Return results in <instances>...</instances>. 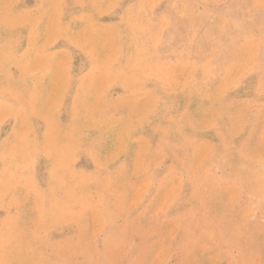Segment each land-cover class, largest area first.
Masks as SVG:
<instances>
[{
  "label": "rangeland",
  "instance_id": "obj_1",
  "mask_svg": "<svg viewBox=\"0 0 264 264\" xmlns=\"http://www.w3.org/2000/svg\"><path fill=\"white\" fill-rule=\"evenodd\" d=\"M243 144L264 169V0H0V264L183 262L187 181ZM208 239L197 264H232Z\"/></svg>",
  "mask_w": 264,
  "mask_h": 264
},
{
  "label": "bare ground",
  "instance_id": "obj_2",
  "mask_svg": "<svg viewBox=\"0 0 264 264\" xmlns=\"http://www.w3.org/2000/svg\"><path fill=\"white\" fill-rule=\"evenodd\" d=\"M220 102H222V101H220ZM216 114H217V111H216ZM236 119H238V118H236ZM240 120H241V118H240ZM228 121H230V119ZM235 131H236V129H235ZM230 136H231V134H230ZM230 136H228V137H230ZM259 138H261V137H259ZM216 141H218V140H216ZM247 145H248V147L246 148L245 146H247ZM257 145H258V143H257ZM233 146H235V144ZM243 146H244V148H242V150L237 149V151H235V155L241 156L240 152H244L248 149V150H250V151H248V154L250 155V157L249 158H240V159H237V160H234L232 162L227 163L225 165L226 169L228 170L227 171L228 173L226 174L227 177H222L221 179H217V180L213 179L212 172H211V164L213 163L214 159H218L217 158L218 156L215 153V154H212L211 156L207 155L199 161L200 167L204 168V170H205L203 172V174L206 176L205 183L202 185L203 187L197 185L198 182H196V184L194 183L193 180L196 179V178L194 179L195 176L193 177V180L189 179L187 181V185H186L187 192H186V195L184 196V200L187 201V204H188L187 206H189V207L192 205L196 206L197 215H194V213L189 214V218L194 220L195 221L194 223H193V221H190V219L188 217H183V219H182V222H181L182 235H183V237H185L186 242L188 243L189 247H188V249H186L187 251L185 252V254L183 256H181L184 259V261L183 262L179 261L176 264H197L196 260L193 259L194 254L192 252L196 247H199L200 245H205L209 248L214 247V244H211L210 243L211 240L208 239V237H210L211 235L212 236L217 235V237L220 238L219 244L217 245V249L221 250L225 254L224 256L229 258L230 263H232V264H255L256 263L255 261H257L258 259H260V261L262 260V255L259 254L258 247H260L259 246L260 244L264 245V242H262V240L260 239L264 235V221L263 220L257 221V223L253 227H250V229H247V230L245 228H243L242 225H244V222L247 220V213H249V209L252 211H255L249 205V201L250 200L253 201L255 199H256V201H260L261 197L264 195V171H263L264 169H263V166L261 163L260 155L257 154L256 152H254L253 150H251L250 144H243ZM258 146H259V148H261V145H258ZM262 148H263V145H262ZM191 151H192V149L189 146L187 147L186 150H184V157H185L184 158V164H187L189 162L193 163L194 159L192 158ZM180 163H181V161H180ZM189 164H191V163H189ZM187 166H189V165H187ZM189 168L190 167H188V169ZM197 177H198V175H197ZM199 178H200V176H199ZM199 182L201 183V179ZM210 186H214L218 191L219 190H221V191L217 195H214V196L208 195L206 197L205 195L208 191V187H210ZM119 187H122V186L120 185ZM232 188L236 189L235 190L237 192L236 193L237 194L236 199L242 201V204L239 208H235V206L239 203L238 200H236V199L232 202H228L229 207L227 205L225 207L222 206L221 196ZM115 190L117 191V189H115ZM111 191L112 190H110V193H111ZM190 194H193V196L198 197L199 199H195V198L193 199ZM112 195L114 196L115 194H112ZM166 203L167 202L165 201V204ZM124 205L126 206V203ZM91 206H94V204ZM91 206H89V207H91ZM100 208H101V206H100ZM187 208L188 207H185V209H187ZM92 209H94V208H92ZM157 209H159V206ZM73 210H75V209H73ZM78 210H76V211H78ZM87 210L89 211V209H87ZM95 210L96 209H94V211ZM129 210H130V207H129ZM242 210H245L246 213L242 214L245 211L240 213ZM157 211H159V210H157ZM90 212H92V210ZM201 213H202V215H201ZM72 214H74V213H72ZM145 214L146 213H144V215ZM181 214H182V209L178 213H176V217L180 216ZM100 215H102V214H100ZM105 215H106V213H105ZM126 215L127 214H125V216ZM136 215H137L136 216L137 218L136 217H134V218L138 219V214H136ZM142 215H141V218H142ZM193 215H194V217H193ZM89 216H90V214H89ZM97 216L98 215L96 214V218H97ZM125 216H123V217H125ZM84 218H85V215H84ZM116 218H118V217H116ZM132 218L133 217H131V219ZM80 219H82L81 216H80ZM128 219H130V218H128ZM131 219H130V221H131ZM70 221H71V219H70ZM167 222H168V220H167ZM129 223H131V222H129ZM173 223H174V221H173ZM237 223H242L240 231H238V232L233 230L234 227L237 225ZM72 224H73V222H72ZM140 224L143 225V223H140ZM171 224H172V222H171ZM79 225H80V222H79ZM163 225H165V224H163ZM77 226L78 225L76 224V227ZM79 227H77V228H79ZM81 227H83V223L81 224ZM139 227H143V226H139ZM179 228H180V226L177 225V231H179ZM162 229H163V227H162ZM130 230H132V229H130ZM132 232H134V231H132ZM123 236H125V234L122 235V237ZM146 237H148V236H146ZM141 243H143V242H141ZM136 246H138V245H136ZM139 247H142V246H139ZM232 247H235L238 254L234 257H231V256L229 257L228 255L231 254L230 253L231 251H233V250H231ZM136 250H138V249H136ZM143 251H140V252H142V255H143ZM174 251H175V249L173 248L172 252H174ZM94 257H95V255H94ZM165 257H163V260ZM137 258L138 257H136V259H134V260H137ZM161 258H159L160 263L162 262ZM68 259L70 260V258H68ZM91 260H92V258H91ZM139 261H140V257H139ZM157 261H158V259H157ZM159 261H158V263H159ZM138 262L136 264H141L140 262L139 263ZM86 263H88V261ZM154 263L157 264L156 262H154ZM53 264H55V263L53 262ZM88 264H90V263H88ZM91 264H92V262H91ZM126 264H128V263H126ZM131 264H132V262H131ZM150 264H153V263H150ZM210 264H215V263L213 261H211Z\"/></svg>",
  "mask_w": 264,
  "mask_h": 264
}]
</instances>
